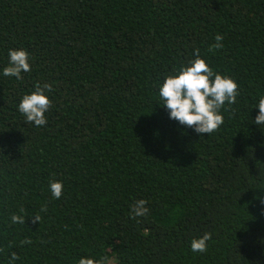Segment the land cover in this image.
I'll use <instances>...</instances> for the list:
<instances>
[{
	"label": "trees",
	"instance_id": "trees-1",
	"mask_svg": "<svg viewBox=\"0 0 264 264\" xmlns=\"http://www.w3.org/2000/svg\"><path fill=\"white\" fill-rule=\"evenodd\" d=\"M20 48L31 71L4 76ZM197 49L238 85L210 135L159 96ZM45 83L47 123L27 124L19 103ZM261 97L264 0H0V264H264Z\"/></svg>",
	"mask_w": 264,
	"mask_h": 264
},
{
	"label": "clouds",
	"instance_id": "clouds-1",
	"mask_svg": "<svg viewBox=\"0 0 264 264\" xmlns=\"http://www.w3.org/2000/svg\"><path fill=\"white\" fill-rule=\"evenodd\" d=\"M222 37L216 36V43L212 49L223 47ZM9 66L3 69L4 76H15L17 80L22 79V72H30V54L27 50L10 49ZM52 84L45 83L43 86L37 84L35 91L22 97L18 110L24 115L27 124L43 126L47 123L45 113L51 107V100L45 94L51 91ZM238 95V85L230 77L215 73L208 63L200 57L199 50L195 52V59L190 61L188 66L181 67L174 75H169L164 80L159 89V96L169 111V118L179 122V124L192 128L200 135L212 134L224 123V117L220 114L221 107L227 102L232 104ZM259 112L255 117L257 125H264V97H261L257 105ZM51 194L59 199L62 196L63 184L59 181H50ZM148 201L137 200L132 205L133 217L146 216ZM42 211H47V206H43ZM23 212V209H21ZM40 215L32 217V223L41 221ZM12 223H25V218L19 215H12ZM212 238L211 233H204L198 239L191 242L193 252H206L207 241ZM30 244L31 240L26 238L21 244ZM10 259H19L16 252L11 253ZM79 264H104L103 260L92 258H80Z\"/></svg>",
	"mask_w": 264,
	"mask_h": 264
}]
</instances>
